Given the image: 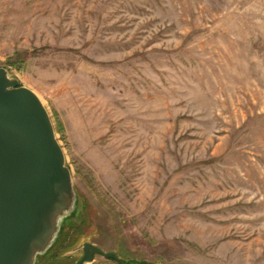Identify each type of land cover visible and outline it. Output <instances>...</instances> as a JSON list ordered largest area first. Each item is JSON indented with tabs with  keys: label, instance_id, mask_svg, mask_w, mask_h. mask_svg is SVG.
Segmentation results:
<instances>
[{
	"label": "rangeland",
	"instance_id": "rangeland-1",
	"mask_svg": "<svg viewBox=\"0 0 264 264\" xmlns=\"http://www.w3.org/2000/svg\"><path fill=\"white\" fill-rule=\"evenodd\" d=\"M0 66L85 205L41 263L264 264V0H0Z\"/></svg>",
	"mask_w": 264,
	"mask_h": 264
},
{
	"label": "water",
	"instance_id": "water-1",
	"mask_svg": "<svg viewBox=\"0 0 264 264\" xmlns=\"http://www.w3.org/2000/svg\"><path fill=\"white\" fill-rule=\"evenodd\" d=\"M71 172L38 96L0 66V264H45L77 207ZM95 255L130 264L84 242L75 264Z\"/></svg>",
	"mask_w": 264,
	"mask_h": 264
},
{
	"label": "trees",
	"instance_id": "trees-1",
	"mask_svg": "<svg viewBox=\"0 0 264 264\" xmlns=\"http://www.w3.org/2000/svg\"><path fill=\"white\" fill-rule=\"evenodd\" d=\"M84 207V208H83ZM85 210V205L84 206H80L76 213L67 218L65 220V226H73V220H81L83 217H84V213H82L83 211ZM73 228V227H72ZM65 241H64V238H62L61 236L57 239L56 243L54 244V246L52 247L51 249V252L48 253L45 257H44V261L47 262L48 258H53L59 251H61L64 246H65ZM130 262V264H151L147 261H144V260H128Z\"/></svg>",
	"mask_w": 264,
	"mask_h": 264
}]
</instances>
